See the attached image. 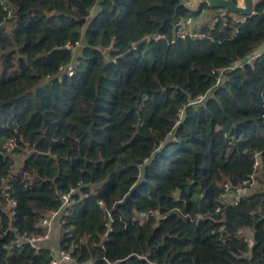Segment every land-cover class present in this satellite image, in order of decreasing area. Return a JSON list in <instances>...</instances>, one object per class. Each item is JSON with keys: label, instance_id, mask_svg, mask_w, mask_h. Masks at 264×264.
<instances>
[{"label": "trees", "instance_id": "trees-1", "mask_svg": "<svg viewBox=\"0 0 264 264\" xmlns=\"http://www.w3.org/2000/svg\"><path fill=\"white\" fill-rule=\"evenodd\" d=\"M185 1L0 0V264H264V0Z\"/></svg>", "mask_w": 264, "mask_h": 264}, {"label": "built area", "instance_id": "built-area-1", "mask_svg": "<svg viewBox=\"0 0 264 264\" xmlns=\"http://www.w3.org/2000/svg\"><path fill=\"white\" fill-rule=\"evenodd\" d=\"M191 22H193V18H191V17H187L185 19H181V20L177 21L176 25L178 27V33L181 36H185L187 33H189V30L187 29V27H188V25ZM261 54H262V51L258 50L256 52H254L253 54L249 55L248 57H246L244 60H236V61H234L230 68L232 69V68H235V67H243L244 65L249 64L253 60H255L256 58H258ZM72 68H73L72 65H69L67 67L68 74L72 73ZM220 81H221V77H219L217 79V83H220ZM14 144L15 143H14L13 139H10V140L6 141L3 144V147L7 151H11V149L14 147ZM256 165H257V160H255L254 167H256ZM254 175L255 174H251L249 176L250 177V180H249V184L250 185L255 182L254 181ZM247 187L248 186H246V185H239V186H236L235 188L231 189V191H229V192L227 190L226 192H224L221 195V202L236 204L238 202L240 196L248 190ZM226 189H227V187H226ZM4 194L7 197V199H8L10 204H14L15 203V200L9 196L8 191H5ZM62 199H63L62 209L64 210V213L65 214H70V212H71L69 210V207L71 205L70 194H63L62 195ZM67 210H69V212ZM57 213L58 212H54V213H52L49 216H45L41 220V224L46 228V233L44 235L25 238V240H27L29 243H31L32 246H39V243L47 238V236L49 234V231H50V228H51L52 218ZM72 260L73 259H72L70 251L59 249L58 255L54 256V258L50 261L49 264H62V262L66 263V262H71Z\"/></svg>", "mask_w": 264, "mask_h": 264}, {"label": "water", "instance_id": "water-1", "mask_svg": "<svg viewBox=\"0 0 264 264\" xmlns=\"http://www.w3.org/2000/svg\"><path fill=\"white\" fill-rule=\"evenodd\" d=\"M184 4L193 12L198 11L202 5L206 4L214 9H222L223 11L220 13L221 16L236 13L239 16L248 17L255 12L256 0H187ZM77 157H79V155Z\"/></svg>", "mask_w": 264, "mask_h": 264}, {"label": "crops", "instance_id": "crops-1", "mask_svg": "<svg viewBox=\"0 0 264 264\" xmlns=\"http://www.w3.org/2000/svg\"><path fill=\"white\" fill-rule=\"evenodd\" d=\"M198 11H199L198 17L193 18V21L195 24V26L193 27L194 29H197V27L200 26V24H203L205 21L207 20L210 21V17H208L210 13L217 12V10L215 11V10H210L207 8H201V9L199 8ZM59 218H60V213H57L54 215V217L52 218V222H51V228L49 232L50 235L48 234L47 238L39 243V246L49 248L54 253L55 256H57L59 252V239L61 235ZM57 233L59 236H53L54 234H57ZM50 236H53V237L49 238Z\"/></svg>", "mask_w": 264, "mask_h": 264}, {"label": "rangeland", "instance_id": "rangeland-1", "mask_svg": "<svg viewBox=\"0 0 264 264\" xmlns=\"http://www.w3.org/2000/svg\"><path fill=\"white\" fill-rule=\"evenodd\" d=\"M218 12H222L223 10L222 9H216ZM230 15L231 16H233V17H235V18H238V16L239 15H237L236 13H230ZM210 22H212V21H210ZM195 26V24H194V21L193 22H191L189 25H188V27H187V29L189 30V32H193V30H195L193 27ZM80 51V48H77V53ZM50 232V231H49ZM50 235V234H49ZM53 236H59L58 235V233L57 234H54ZM53 236H50L49 238H52ZM63 264L65 263V262H62Z\"/></svg>", "mask_w": 264, "mask_h": 264}]
</instances>
